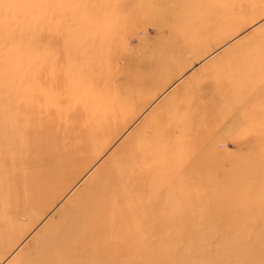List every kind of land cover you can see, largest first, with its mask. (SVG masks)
Segmentation results:
<instances>
[{"label": "rangeland", "instance_id": "374dc122", "mask_svg": "<svg viewBox=\"0 0 264 264\" xmlns=\"http://www.w3.org/2000/svg\"><path fill=\"white\" fill-rule=\"evenodd\" d=\"M236 1L185 37L150 0H0V111L62 150L0 139L37 158L0 163V264H264V0Z\"/></svg>", "mask_w": 264, "mask_h": 264}, {"label": "bare ground", "instance_id": "6f19581e", "mask_svg": "<svg viewBox=\"0 0 264 264\" xmlns=\"http://www.w3.org/2000/svg\"><path fill=\"white\" fill-rule=\"evenodd\" d=\"M150 1H153V2H151V4H155V7H157V9L159 11L161 10V13L166 14V15L167 14L175 15V16H173L176 19L175 22H176V24L180 25L179 26L180 28L178 30L181 31V35H183L185 37H187V34H190V35L195 34L196 31H197V29H199V28H202L204 31H207V30L209 31L210 28H212V27H221L223 25V23L226 21V18L225 19H223V18L224 17H228L232 13H235V10L237 8V6H236L237 1L236 0H232L230 2V10L229 9H225V6L227 4L224 1H222V0H216V2H213V1L210 0L211 2L209 1V3H207V8H205L204 17L200 18L195 23H192L190 25H187L186 22H184L185 19H188L187 17L190 18V17H192L194 15L196 9L199 6H202V4H201V1L202 0H182L179 3L174 2L173 0H150ZM147 3L149 4L150 2H145L144 4L143 3L141 4V2H140L139 7L143 8L144 6L147 5ZM155 7H154V9H155ZM224 10H225V13H224ZM159 11H158V13H159ZM220 12L223 14V16H221V17H219ZM103 14H101L100 11L99 12L94 11L93 12V15L91 17H89V21H91L92 23H97V25H98L99 23H102V21L104 19L103 18ZM163 14H161V15H163ZM222 20H223V23H222ZM211 21L213 22V25H211V23H212ZM181 22H183V23L181 24ZM228 22H229V20H228ZM5 34L6 33L4 32V37H7ZM173 36H175V35H173ZM114 38L115 39H118V35H115V34H114V36L111 35L110 40L113 41V40H115ZM190 42H191V44H193L195 42V38H191L190 39ZM97 43L100 46V49L97 48V50L99 52V56H101L103 58V55L105 53H107V51H108V46L101 39H98L97 40ZM120 48H122V47H120ZM167 50L169 51V47L167 48ZM111 56H116L118 59H119V57L121 58V55L119 54L117 56L116 52H113L111 54ZM157 56L158 55H156V54L151 55V56H149L150 59H144L141 62V64H139V61L133 60V59H126L127 62H125V65H120L117 62L118 59H117V61L116 60L115 61L112 60L111 63L114 64V67H115V70L117 72V75L120 76L119 78H122L123 76H127V77L129 76V74L124 73V70H130L131 67H137L138 66L136 69H138V71L140 72L139 75H141L142 74V71H144V67L147 66L148 64H150L151 67H153L155 65L156 66L160 65L163 62V60H161V58L156 59ZM117 64H119L120 66L117 65ZM19 65H21V61H20ZM151 67H150V69H151ZM101 68L104 71V77L107 78V79H110L111 77L109 75V70H108L109 68L108 69H105L104 67H101ZM79 71H81V70L79 69ZM160 72H162V70L159 69V68H157L156 71H155V73H154V75H156V77H157V76L160 75ZM22 73H23V71H22ZM235 88L236 89L237 88H241V86L238 85L237 83H235L234 84V89ZM237 92H239V91H237ZM233 94H234V92H233ZM12 114L15 115L16 114L15 111H12ZM12 114H10L7 111L6 112L0 111V122H1L0 125L5 126V128H6V133H0V139L5 138L4 135H8V136H10V139H13L15 141V143L18 144L19 147H21V148H18V149H23V150H25V149L26 150L33 149V148H35V145H37V148H42L41 150L38 149L40 151H42L44 148H48V153H47V155H45L48 158L53 157V155H54L55 152L62 151V150L57 149L56 148V145L49 144L51 141H53L54 139H56V136H55L56 134L54 135V133H53L52 135H54V136H51V134H48V137H47L48 140L47 139L46 140L36 139L37 136H34L33 133H31L32 128L33 129H36L38 127V125H39V127L41 128V130L44 131L43 126H41L37 121L26 120L24 122H19V120H16L14 118V116L13 117L12 116L9 117V115H12ZM246 114L248 116V112L247 113H244V114L242 113V115H246ZM31 117H32V120H33V117L34 116H31ZM51 132H54V131H51ZM44 133H48V132H44ZM43 135H45L44 137H46V134H43ZM49 147H52L54 150L49 152ZM30 152H32V150ZM25 157H26V159H23V160L21 159V160L24 161V162H29L30 161L31 162V165L34 164V162H36L35 160H37V158L36 159H31L29 156H28L29 158L27 159V156L26 155H25ZM20 158L21 157H16L13 154L0 153V163L3 166L12 167L15 163L16 164L17 163H21ZM29 159H31V160H29ZM30 162H29V164H30ZM204 162L206 164H209V161L208 160L207 161H204ZM101 165H103V166L106 165V162L104 161L103 164H101ZM72 170H74V169H72ZM4 171H6V170H4ZM45 187L46 186L44 185L42 187V189H45ZM65 209H66V207H65Z\"/></svg>", "mask_w": 264, "mask_h": 264}]
</instances>
